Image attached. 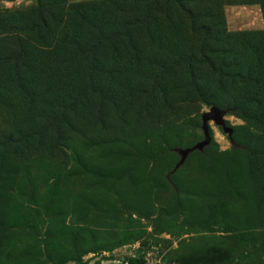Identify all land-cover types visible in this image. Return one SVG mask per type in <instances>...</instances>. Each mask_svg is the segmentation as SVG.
Here are the masks:
<instances>
[{"label":"rangeland","instance_id":"374dc122","mask_svg":"<svg viewBox=\"0 0 264 264\" xmlns=\"http://www.w3.org/2000/svg\"><path fill=\"white\" fill-rule=\"evenodd\" d=\"M130 257L264 264V0H0V264Z\"/></svg>","mask_w":264,"mask_h":264},{"label":"water","instance_id":"95a60500","mask_svg":"<svg viewBox=\"0 0 264 264\" xmlns=\"http://www.w3.org/2000/svg\"><path fill=\"white\" fill-rule=\"evenodd\" d=\"M225 115H226V111L219 109L217 107H212L208 112H205L202 115V130L204 134V140L197 143L195 146L191 148L175 150V152H177L179 156L181 157V160L176 166V168L174 169V171L177 170L179 167H181L185 163L187 157L191 153L195 151L203 152L205 147H207L211 143V134H210V125H209L210 121H214V123L217 126H220L222 130L229 135V138L232 141V143H234L232 139L233 130L232 128L227 126L226 121L224 119Z\"/></svg>","mask_w":264,"mask_h":264},{"label":"trees","instance_id":"16d2710c","mask_svg":"<svg viewBox=\"0 0 264 264\" xmlns=\"http://www.w3.org/2000/svg\"><path fill=\"white\" fill-rule=\"evenodd\" d=\"M212 107H214V106H212ZM126 260L128 261L129 264H145V262H144V260L142 258H133V257H130V258H127ZM75 264H88V263L83 262V259H80L78 261H75Z\"/></svg>","mask_w":264,"mask_h":264},{"label":"built area","instance_id":"2783aa9c","mask_svg":"<svg viewBox=\"0 0 264 264\" xmlns=\"http://www.w3.org/2000/svg\"><path fill=\"white\" fill-rule=\"evenodd\" d=\"M106 261L109 262V264H129L125 258H121V259L115 258L113 260H110V261L106 260ZM97 264H105V261H101L100 263H97Z\"/></svg>","mask_w":264,"mask_h":264}]
</instances>
